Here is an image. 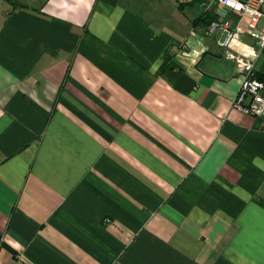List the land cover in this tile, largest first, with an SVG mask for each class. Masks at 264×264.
Segmentation results:
<instances>
[{
  "label": "crops",
  "instance_id": "crops-1",
  "mask_svg": "<svg viewBox=\"0 0 264 264\" xmlns=\"http://www.w3.org/2000/svg\"><path fill=\"white\" fill-rule=\"evenodd\" d=\"M186 3L0 0V264H264V119L206 34L237 14Z\"/></svg>",
  "mask_w": 264,
  "mask_h": 264
},
{
  "label": "built area",
  "instance_id": "built-area-1",
  "mask_svg": "<svg viewBox=\"0 0 264 264\" xmlns=\"http://www.w3.org/2000/svg\"><path fill=\"white\" fill-rule=\"evenodd\" d=\"M208 9L223 6L237 14V23L228 17L211 20L206 34L213 38L220 55L240 69L238 91L231 107L264 119V77H258L256 64L264 52V0H205ZM113 264H119L116 260Z\"/></svg>",
  "mask_w": 264,
  "mask_h": 264
},
{
  "label": "rangeland",
  "instance_id": "rangeland-1",
  "mask_svg": "<svg viewBox=\"0 0 264 264\" xmlns=\"http://www.w3.org/2000/svg\"><path fill=\"white\" fill-rule=\"evenodd\" d=\"M175 1V0H172ZM186 3V9L192 13V15H202V13L208 9V2L205 0H183Z\"/></svg>",
  "mask_w": 264,
  "mask_h": 264
},
{
  "label": "trees",
  "instance_id": "trees-1",
  "mask_svg": "<svg viewBox=\"0 0 264 264\" xmlns=\"http://www.w3.org/2000/svg\"><path fill=\"white\" fill-rule=\"evenodd\" d=\"M205 12H206V11H205ZM207 16H208V15H207ZM205 17H206V16H205ZM205 17H204V18H205ZM215 18H216V17H214V16H211V19H215Z\"/></svg>",
  "mask_w": 264,
  "mask_h": 264
}]
</instances>
